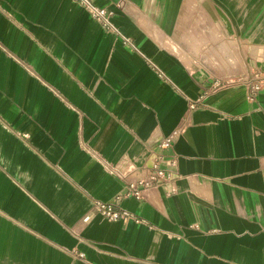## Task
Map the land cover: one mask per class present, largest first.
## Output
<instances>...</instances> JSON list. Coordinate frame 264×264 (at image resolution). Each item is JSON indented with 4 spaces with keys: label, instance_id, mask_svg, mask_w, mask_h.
<instances>
[{
    "label": "crops",
    "instance_id": "crops-1",
    "mask_svg": "<svg viewBox=\"0 0 264 264\" xmlns=\"http://www.w3.org/2000/svg\"><path fill=\"white\" fill-rule=\"evenodd\" d=\"M92 1L0 0V264H264V0Z\"/></svg>",
    "mask_w": 264,
    "mask_h": 264
},
{
    "label": "built area",
    "instance_id": "built-area-1",
    "mask_svg": "<svg viewBox=\"0 0 264 264\" xmlns=\"http://www.w3.org/2000/svg\"><path fill=\"white\" fill-rule=\"evenodd\" d=\"M81 3L90 14L99 20L103 27L114 32L115 34L121 36L126 43L132 44L131 38L124 35L121 30L112 22V14L107 7L96 5L92 0H75ZM160 74L164 73L159 69ZM242 83L248 86V96L250 99H255L258 91L264 85V78L259 77L258 74H254L252 78H246L241 80ZM196 102L191 103V108L196 106ZM188 123L184 121L177 127L170 135L164 137L159 145L163 150L171 149L174 145V142L184 130L185 126ZM171 164H174L178 160V155L173 153L170 155ZM164 159L163 156L156 157L153 159L152 165L149 169V172L145 176L138 177L135 181H132L129 184V193L141 196L143 191L151 186L166 185L175 178V174L171 169L163 165ZM95 208L106 218L111 220H127L129 218L135 217L134 214L115 209L111 203L103 202L100 200L94 201Z\"/></svg>",
    "mask_w": 264,
    "mask_h": 264
},
{
    "label": "rangeland",
    "instance_id": "rangeland-1",
    "mask_svg": "<svg viewBox=\"0 0 264 264\" xmlns=\"http://www.w3.org/2000/svg\"><path fill=\"white\" fill-rule=\"evenodd\" d=\"M193 8H194V7H192V9H193ZM192 9H191V10H192ZM195 9H196V11H194V12H195L194 14H199L200 11L198 10V8L195 7ZM193 10H194V9H193ZM193 10H192V12H193ZM196 24H197V23H196ZM197 25H198V24H197ZM190 27H191V25H189V28L187 27V28H188V31H186L187 33H190V32H193V31L195 32V31H196V28L192 27V29H190ZM190 30H192V31H190Z\"/></svg>",
    "mask_w": 264,
    "mask_h": 264
}]
</instances>
